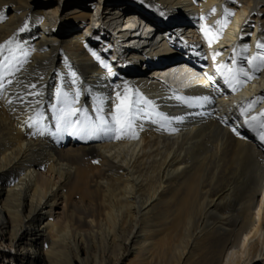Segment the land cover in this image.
Segmentation results:
<instances>
[{
    "label": "bare ground",
    "instance_id": "6f19581e",
    "mask_svg": "<svg viewBox=\"0 0 264 264\" xmlns=\"http://www.w3.org/2000/svg\"><path fill=\"white\" fill-rule=\"evenodd\" d=\"M0 233V264H264V0H0Z\"/></svg>",
    "mask_w": 264,
    "mask_h": 264
},
{
    "label": "rangeland",
    "instance_id": "374dc122",
    "mask_svg": "<svg viewBox=\"0 0 264 264\" xmlns=\"http://www.w3.org/2000/svg\"><path fill=\"white\" fill-rule=\"evenodd\" d=\"M0 236H1V233H0ZM126 262H127V261H126ZM126 262H125V264H127Z\"/></svg>",
    "mask_w": 264,
    "mask_h": 264
}]
</instances>
